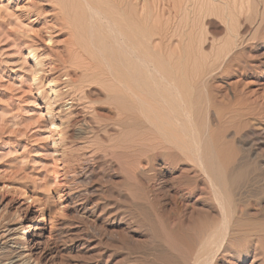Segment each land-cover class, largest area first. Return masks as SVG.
Masks as SVG:
<instances>
[{"label":"rangeland","instance_id":"rangeland-1","mask_svg":"<svg viewBox=\"0 0 264 264\" xmlns=\"http://www.w3.org/2000/svg\"><path fill=\"white\" fill-rule=\"evenodd\" d=\"M39 1L0 0V231H20L16 212L35 215L44 225L36 256L41 263L264 264V234L251 228L264 224V0H167L177 5V14L166 13L175 19L152 27V38L142 36L149 47L139 41L144 50L139 45L138 53L146 57L149 49L154 59L146 64L151 56L139 54L137 63L149 68L138 66L140 71L148 70L168 90L178 85L180 94L171 93L179 100L202 101L200 119L170 120L183 126L182 142L162 133L169 123L160 128L165 124L155 125L138 109L107 101L102 77L83 82V94L67 91L58 54H66L69 30L49 43L45 20L35 14ZM154 1L152 8L166 2ZM38 39L41 66L29 58L28 46ZM156 60L179 63L181 74L177 65L167 67L175 69L170 78L185 80L183 91L175 80L171 85L161 78ZM55 63L59 67L52 69ZM53 84L62 93L55 103ZM183 100L175 106L184 114ZM49 106L76 118L64 129L71 134L66 145H54ZM205 150L227 167L228 178L242 169L236 186L228 188L227 179L222 193L210 182L197 161ZM168 153L175 158L165 160ZM68 162L73 170L67 178ZM238 219L248 233L235 236ZM32 233L26 228L28 241ZM17 235L0 238L6 252H0V264L10 257L2 247L15 239L13 248H22L24 236ZM206 236L210 243L202 245Z\"/></svg>","mask_w":264,"mask_h":264},{"label":"bare ground","instance_id":"bare-ground-1","mask_svg":"<svg viewBox=\"0 0 264 264\" xmlns=\"http://www.w3.org/2000/svg\"><path fill=\"white\" fill-rule=\"evenodd\" d=\"M159 1L161 3L165 0H163V1L159 0ZM169 1L170 0H168V2ZM155 2H157V1L155 0L154 3ZM158 2L156 4H159ZM152 3L153 2H151V0H40L38 3H35V5L37 7L35 9V14L42 16L43 19L45 20V25L48 28L47 30H49L48 37H47L49 43H51V42L54 43L53 39H54V37L58 31H62L65 29L69 30L68 31L69 32V39L67 38L66 45H65L66 54L63 55L62 52L58 54V55H61L59 58H61V60L64 64L63 68L64 69L66 68V70L64 71V74L67 76L68 80H66L63 84H65L64 86H66V87L68 86L67 91H70L72 94H80L83 91V90H81L83 88V87L81 88V86H83V84H84L83 82H86V81H91V82L96 81L97 82V80L100 81L99 78L102 77L105 80L102 81V78H101L100 82L105 81L104 82L105 83L104 88H105V90H107V93H106L107 101H110L113 104L117 105V108H119V107L124 108L125 111H127L128 109L129 110L131 109L130 111H132L134 113L139 111L150 121H153V122L155 121L154 122L155 125L156 124L161 125V124H163V122L170 124L173 122V120H174V122L177 123V121H175V120L182 121V119H184L185 117H187L188 119L194 118L195 120L200 119L202 117V114H201V110H202L201 109V106H202L201 102L202 101H201V99H198L197 101L190 100L193 98H190L188 96L189 94H187V96H188L187 100L186 99H184V100L180 99L179 100L175 97V95H173L171 93L172 90L176 89V92H178L180 94V91L179 90L177 91V87L175 88V86H178V85L174 84V80H175V83L177 82L179 84V87L180 86L183 87V82L185 81V80L184 81L180 80L182 77L179 79L175 78L174 76H173V78H170V75H173L172 74L173 72H170L169 70L172 68V66L174 64H175L174 65L175 67L173 66V68H176V65H177V70H178V67H179L178 62H177L178 64H176L174 62L173 65L171 64L172 62L171 63L168 62L170 65H172V66H170L171 68L169 69L167 67L168 63L165 65L164 63H166V62L163 63V62H159L158 60H156L158 62L157 63L158 66L160 65V69L163 70V72L161 71V73L163 74V75H161V78L165 79L167 81V83L169 82L170 84L172 83L175 85L174 88H172V89H170L171 87L169 88L170 91L167 88V86H168L167 84H166L167 86L160 84V83H162L160 81V79L157 80V82H159V83H157V82L154 83L153 80L156 81L155 79H158V78H156V77L152 78L153 75H151V73L149 75L148 70L146 72L147 74H145V73H143L144 71L143 72L140 71L143 69H139V67H138V66H141V68L142 67L145 68V66H142L139 63H137L136 58L138 57L139 54H141L143 52L142 50L147 48L146 46L149 47V45L146 44V43H148V41H147L148 39H144V38L145 37L147 38V36L152 38L154 35H156V33H155L156 30H155V32H154V30L152 32V30H151L152 27H153V29H155V27L158 26L157 23H160L159 25H164V23L167 24L169 22L168 24H170V22L173 21L172 19H175L174 16H173V18L172 17L167 18V16H166L167 12L170 14H172V13L177 14V5L175 3L172 4V2H171L172 5H170L169 3H167V0H166L165 3L163 2L160 5H156L155 8H152L153 7ZM95 15H97V16H95ZM174 22H176V21H174ZM174 22H172V24ZM142 36H144V38ZM139 38H140V40H139ZM141 39L145 40V42L141 41ZM39 41H40V39L33 40L31 42V44L28 46L29 58H31V57L35 58L36 57L35 66H41L43 64L42 57L40 56L42 54H39L40 53L39 51H41L40 47H39L40 46ZM139 41L141 43L142 42L144 43L143 44L144 49L142 48L143 46L140 45L141 43ZM138 46L140 47L139 49L141 50V53H138L139 50L137 51ZM42 50L51 51L52 49L48 48L46 46ZM146 50L148 51L149 49H146ZM147 51H146V57L149 55V52H147ZM150 52H152V51H150ZM141 55H143V54H141ZM151 55L152 54H150L149 56H151ZM39 57H41V58H39ZM139 57H140V55H139ZM146 57L144 56V58H146ZM152 57L153 56H151V58L149 57L150 59H144L143 60V61H145L144 63L152 64L153 63L152 61L154 60V59L152 60ZM141 58L143 59L142 56H141ZM157 58L158 57H156V59ZM150 62H152V63H150ZM137 64H139V65H137ZM52 67H53L52 69H55V68L57 69V67H59V65H57L55 63V64H52ZM173 68H172V71H175V69L173 70ZM145 69H149V68L146 66ZM177 70H176V72H177ZM178 72L180 73L179 70H178ZM176 76H178V75H176ZM51 82H53V81H51ZM152 82L154 83V85ZM156 84H158L157 87H156ZM179 87H178V89H179ZM181 87H180V89H181ZM52 91L54 92V101L53 102L55 103L57 101V99L62 95V93L60 92V89H57V87L54 84L52 85ZM173 92H174V94L176 93L175 90ZM182 93L183 92H181V94ZM40 94H42V93H40ZM82 94H83V92H82ZM183 94H185V92ZM183 94H182L181 98L184 97ZM136 96L138 98V101L140 100V102L137 101ZM72 98H74V97H72ZM76 98L77 97H75V99ZM135 98H136V100H134ZM181 100H183V102H184L183 104H185V105H183L184 112H186L185 110H188L189 112L193 110V116H192V113L190 112L191 113L190 114L188 111H187L188 113L186 112L187 114L184 113L185 115L182 112L179 113L180 111L177 109L178 107L175 105L178 104V102H179V105L182 106ZM77 101H78V99H77ZM81 102L83 103V101H81ZM166 107L168 108L167 110H166ZM135 109H138V111H136ZM169 109L173 112H169ZM47 111H48L49 117L51 118L50 124L55 128L53 133L58 135V138L54 139V145H57V144H59V145L65 144L66 145L67 144L66 140H68V138L70 137L71 134H69V132H66V130H64V129L68 126H72L74 124V122L76 121V118L74 119L75 116H73L74 115L73 112L71 111L72 113L69 112L67 114H63V112H61L62 110L60 108L58 112H61V116H58L59 113L55 112V108L52 106H49L47 108ZM78 112L76 111V115L78 114ZM170 120H172V122ZM59 121L61 122L60 123L61 125L58 123ZM156 121H158L160 123L162 122V123L161 124L158 122L156 123ZM166 125H168V124H165L164 126L161 125L159 127L162 128V127H165ZM170 125H171L170 128H162L164 132L162 130L161 131L163 134L164 133L170 134L172 138H174L175 136H178L179 133L180 132L182 133V131L184 130L182 125H179L177 127L173 126L174 123L170 124ZM176 125H178V124H176ZM58 130L60 132H56ZM173 133L174 134L176 133V135H174ZM52 135L54 136V134H52ZM172 135H174V136H172ZM179 136H180L179 141L182 142L181 135H179ZM54 151H58V149L54 148ZM205 151H207V152H203V154L202 153L197 154V161H198V164L200 166H203L205 172L207 173L209 179L211 180L210 182H212V184H214V185H217V187H219V190L222 193L225 191V188L227 187L228 184H229L228 188H233L234 186H236L240 182L241 177L243 175L242 169H239L237 171H233L231 176L229 174V178H228L226 176L227 169H225L227 167L224 168L219 163H217L218 161L215 160L213 154L209 150H205ZM61 152H62L61 154L63 155V157H65L64 153L66 152V147H64V149H62ZM174 155L172 156V153L165 154L164 159L168 160L171 157L175 158ZM88 158L90 160V155ZM85 160H86L85 162L88 163L87 159H85ZM169 162H171V160ZM69 163L70 162H68V164H66L67 167L64 168V171L66 173L69 172L67 174V178H68V176H71V171L73 170V169L71 170L72 165ZM73 168H74V166H73ZM58 178H59V175L57 173L56 179H58ZM227 179H228L229 183L226 182ZM69 182L66 185L70 186L71 184L75 183V182L71 183V181H69ZM226 191H228V189ZM217 193H219V192H217ZM0 198H2V197H0ZM2 204H3V201H2V199H0V210L2 208ZM225 204H228V203L225 202ZM233 205H232V207L231 206L229 207V205H228V207L233 208V212L236 213L237 207H236V205H234V206ZM228 210H230V209H228ZM239 210H241V209H239ZM228 214H226V215L228 216ZM230 214H232V213H230ZM16 215L18 216L17 217V219L19 220V229L18 230H20V231H18L17 233L10 234L11 229L9 227H7L5 229L2 228V231H0V238L1 239L7 238L8 236L15 235V234L21 235V238H22V236H24V241H23L24 243H22L24 246V248H23V246H22V248L24 250H22V248L19 245L18 246L20 248H15V249L13 248V245H15V243H16L15 239L12 242L13 245L2 247L4 249L7 248V252L9 254H7L6 256L9 257V255H10L8 264H32V263H34V264H49V263H47V260L45 262L41 263L39 261V259L36 258L37 254L38 253L40 254V250H39L40 249V246H39L40 245V239L39 238L41 237L42 231L44 228V225H42L43 223H39V221H37L35 215L29 214L28 211L24 212L23 216H20L17 212H16ZM231 216H233V214ZM231 218L233 219V217H231ZM1 222H3V221H0V223ZM200 224H203V222ZM239 225H242V221L238 219L235 221V223L233 225L234 226L233 229L235 228L234 232L232 233L233 235H235V236L240 235L241 232H243V234L245 232L248 233V230H242L239 227ZM263 225L264 224L260 225V227H251V228L255 229L257 232H259L261 234L262 233L264 234ZM2 226H4V225H2ZM209 226L210 225L208 224V227ZM26 228H30L33 231L31 241H28L24 235ZM202 228H203V226L201 227V229ZM211 230H210V233H212ZM214 230H215V228L213 229V232H214ZM235 230H238V231L235 232ZM185 232H187V231H185ZM185 232L184 233L182 232L183 238L186 237V236H184ZM216 232H217V230L214 232V234H212V236H211V234H209L208 236L213 237V235H214L216 237V235H215ZM19 235H17V236H19ZM233 235H232V237H233ZM206 237H204V238H206ZM209 238L207 237L206 239H204L205 242L202 241L203 242V243L201 242L202 245L210 243V241H208ZM188 245H189V243H188ZM203 247L204 246H202V248ZM207 249H209V248H207ZM0 252H1V250H0ZM3 253H4V251H3ZM3 253H2V255H3ZM3 263L5 264V262H3Z\"/></svg>","mask_w":264,"mask_h":264}]
</instances>
